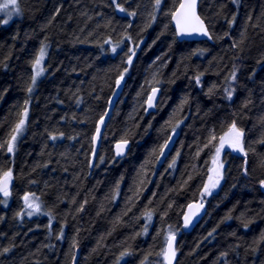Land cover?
<instances>
[{
	"label": "trees",
	"instance_id": "16d2710c",
	"mask_svg": "<svg viewBox=\"0 0 264 264\" xmlns=\"http://www.w3.org/2000/svg\"><path fill=\"white\" fill-rule=\"evenodd\" d=\"M180 1L117 0L122 12L112 0H17L20 16L8 25L0 17V176L12 177L7 206L0 200V264H165L170 233L175 264H264V0H201L211 42L177 40L171 13ZM41 47L45 72L33 84ZM152 88L161 92L147 115ZM233 122L247 155L222 156L223 182L205 201L214 153L205 145ZM173 131L170 168L172 152L162 165L158 157ZM117 141L130 142L120 160ZM25 195L41 212L26 216ZM198 199L206 215L182 233L184 210Z\"/></svg>",
	"mask_w": 264,
	"mask_h": 264
},
{
	"label": "snow or ice",
	"instance_id": "6c2138e0",
	"mask_svg": "<svg viewBox=\"0 0 264 264\" xmlns=\"http://www.w3.org/2000/svg\"><path fill=\"white\" fill-rule=\"evenodd\" d=\"M114 4H116L117 8H119L120 11H125L124 8L120 7V5L117 3V0H112ZM161 4V0H155V7L159 8ZM9 6H11L12 11L19 13V9L17 7V0H4L3 3H0V11L9 9ZM12 11H9L7 14L9 18H11ZM130 15H135V13H130ZM172 19L176 22V29H177V35L183 36V35H191L192 33L201 34L204 36H207L209 39H212L213 37L209 34L207 27L205 26L204 21L201 19V17L197 14V0H181L179 7L171 13ZM152 19H155V16L153 15ZM3 23H7V20H4ZM227 35V34H226ZM115 47H113V51L115 52ZM130 52L134 53L133 49H129ZM44 58V48L41 47L40 53L37 56L34 64V75L32 77V83L35 84L36 77L40 75V73L43 71V69L40 67L41 61ZM128 62L131 63V56L128 58ZM235 71L232 73V79H235ZM123 78V74H121V78ZM120 79L116 81L117 86L120 84ZM197 82H199V77H197ZM28 91H32V86L30 85L28 88ZM156 89H153V95L149 96L148 98V106L152 107V101L155 96ZM229 98H231L232 93H228ZM28 114V108H27V102H25V107L21 113V119L19 122L15 125L13 129V134L11 135V139L7 142V150L8 152H12L14 150V144L17 139V135L22 132L23 127L25 125V120ZM100 123H103V117H101ZM100 131L99 125L97 126V134ZM52 139H55L56 137H51ZM97 139V136H93V141ZM217 137L215 135H211L208 143L205 145V147H213L214 148V154L212 156V165L213 167L208 169L209 175L207 182L203 186V190L201 195H209L212 191V189H215L222 179V169L223 164L221 163L220 157L222 151L227 147L231 148L234 151H239L241 153H244L246 156L247 153L245 152V149L243 147V131L237 127L236 123L233 122L229 128L228 131L225 132L223 135L219 137L218 144H213V141H215ZM126 143V141H125ZM167 146V142L165 145L161 147V155H163V150ZM120 147V146H118ZM203 151V149H201ZM199 155V152L197 153ZM175 164V159L173 160L172 164L169 165V167H173ZM11 170L4 172L2 176H0V194H2L5 198H7L10 195L9 192V182L11 180ZM261 187H264V180L260 181ZM38 198L35 196H29L25 195L24 202L25 207L28 209H32V212H28V215H32L33 212H38L40 210V205L38 203H35V201ZM203 207V204H189L188 209L189 212L184 217V223L185 227L188 226V224L191 222L192 218L199 212L200 208ZM145 215L148 217V219H151V213L147 212ZM247 226V225H245ZM147 229H145V232ZM211 235V233H210ZM174 241H175V235L169 234L168 236V243L167 247L159 254L163 255L164 260L166 261V264H172V261L176 255V249L174 247ZM75 247V244L73 245ZM5 252L8 251V249H4ZM121 255H124L122 253Z\"/></svg>",
	"mask_w": 264,
	"mask_h": 264
},
{
	"label": "water",
	"instance_id": "95a60500",
	"mask_svg": "<svg viewBox=\"0 0 264 264\" xmlns=\"http://www.w3.org/2000/svg\"><path fill=\"white\" fill-rule=\"evenodd\" d=\"M200 2H201V0H197V14L198 15H199ZM171 25L174 28L175 34H176V36H177L179 41L190 42V41H209L210 40L207 36H204V35H201V34H196V33H192L191 35H183V36L177 35L176 22L172 19V16H171ZM123 86H124V80L120 79L119 86H117V83H116V86L114 88V92H113L111 98L109 99L108 109H107V111H106V113H105V115L103 117V123L101 124L100 121H99L98 124H97V126L99 125V127H100V131L97 134V127H96V131H95L93 136H97V139L95 141H93V138H92L91 161L94 160V158H95V156H96V154H97V152L99 150L100 143H101V140H102V136H103L104 131H105L106 123L108 121V117H109L110 112L112 111L113 107L115 106L116 101L118 100V98L120 97V95L122 93ZM151 95H153V91L151 92L150 96ZM148 98L146 100V105H145L147 114L150 113V112H154L155 111L156 104H157V102L159 100V91L156 90V92H155V96H154V99L152 101V104H153L152 107L148 106ZM177 136H178L177 132H175V131L171 132L170 138L167 141V146L163 150V155L160 154L162 159H166V157L172 151ZM118 146H120V147H118ZM129 149H130V142L126 141V143H125V141H118V142H115L113 144V146H112V154L117 160L118 159H122L123 157H125L127 155V153L129 152ZM232 151H234V150H232ZM237 153L238 154H242L239 151H237ZM10 185H11V180L9 182V188H10ZM200 203L203 204V207L200 208L199 212L192 218L191 222L188 224L187 227H185L184 217L189 212V209H188V206L185 208V211H184L183 216H182V230H183V233H190L202 221V219L206 215V212H207L206 203H203L201 200L198 199L195 202H192L190 204H200ZM167 243H168V241H167ZM167 243H166L165 248L167 247ZM174 247H176V237H175V241H174ZM176 258H177V256L175 255V257H174V259L172 261V264H175ZM164 262L166 264L165 260H164Z\"/></svg>",
	"mask_w": 264,
	"mask_h": 264
},
{
	"label": "rangeland",
	"instance_id": "374dc122",
	"mask_svg": "<svg viewBox=\"0 0 264 264\" xmlns=\"http://www.w3.org/2000/svg\"><path fill=\"white\" fill-rule=\"evenodd\" d=\"M3 2H4V0H0V3H3ZM17 7H18V5H17ZM18 9H19V8H18ZM9 11H12L11 6H9V9H6V10H2V11H0L1 22H2V24H4V25H8L9 23H11V21H13L14 19H16V18H18V17L20 16V11H19L18 14H17L16 12L12 11L11 18H9V16H8V14H7ZM4 20H7L8 22H7V23H3ZM39 53H40V52H39ZM39 53H38V55H39ZM38 55H37V56H38ZM45 58H46V50L44 49V58H43V60L41 61V64H40V67L43 69V71L40 73V75H38V76L36 77V81H38V80L44 75V72H45V69H44ZM34 74H35V73H34V69H33V75H34ZM36 81H35V82H36ZM227 131H228V130H227ZM227 131H226V132H227ZM21 133H22V132H21ZM21 133H20V134H21ZM218 142H219V139L217 140V144H218ZM226 152H229V153H232V154H238L237 151H232L231 148H227V147L222 151V153H221V157H220L221 163L223 164V169H222V179L220 180L219 185H218L215 189H212V191H211V193H210L209 195L201 196V198H202L203 200H205V201H206V199H207L210 195L216 193V192L219 190V188H220V186H221V184H222V182H223L225 163H224V161H223V157H222V156H223ZM213 154H214V153H213ZM213 154H212V156H213ZM212 156H211V158H210V166H208V169L211 168V167H213V165H212ZM174 159H175V164H176V161H177V155H176L175 153L172 152V154H171V155L168 157V159H167L166 166L169 167V165L172 164V162H173ZM175 164H174V166H175ZM8 199H9V196H8L7 198H5V197L1 194V199H0V200L3 202V205H4V206H7V201H8ZM35 203H38V201L36 200ZM38 204H39V203H38ZM23 205H24V210H25L26 216H28V217H32V216H34V215L37 214L36 212H33L32 215H30V216L28 215V212H32V209H28V208L25 207L24 199H23ZM38 212H41V209H40Z\"/></svg>",
	"mask_w": 264,
	"mask_h": 264
},
{
	"label": "bare ground",
	"instance_id": "6f19581e",
	"mask_svg": "<svg viewBox=\"0 0 264 264\" xmlns=\"http://www.w3.org/2000/svg\"><path fill=\"white\" fill-rule=\"evenodd\" d=\"M180 4V3H179ZM179 6V5H178ZM205 23V22H204ZM206 25V24H205ZM207 27V26H206ZM175 31V30H174ZM209 32V31H208ZM176 35V34H175ZM176 38H177V36H176ZM177 40H178V38H177ZM179 41V40H178ZM212 41V39H210L208 42H211ZM180 42H182V41H180ZM190 42H193V41H190ZM153 89H156V90H158L159 91V96H160V89L159 88H152L150 91H149V94H148V96H146L147 98L150 96V94H151V92L153 91ZM111 98V97H110ZM147 98H146V100H147ZM117 102V101H116ZM116 104V103H115ZM144 105H146V101H145V104ZM157 105V104H156ZM107 109H108V106H107ZM107 109H106V111H107ZM113 109H114V107H113ZM113 109H112V111H113ZM112 111L110 112V114L112 113ZM106 113V112H105ZM145 113H146V106H145ZM150 113H153V112H150ZM147 114V113H146ZM149 114V113H148ZM147 114V115H148ZM105 115V114H104ZM110 116V115H109ZM104 117V116H103ZM109 118V117H108ZM101 120V119H100ZM99 120V121H100ZM175 132H177L178 133V136H179V132L178 131H175ZM171 135V134H170ZM170 135L168 136V140H169V138H170ZM178 136H177V138H178ZM177 138H176V140H177ZM168 140H166V142L168 141ZM176 140H175V143H176ZM118 142V141H117ZM127 142H129V141H127ZM165 142V141H164ZM165 142V143H166ZM175 143H174V145H175ZM165 145V144H164ZM163 146V145H162ZM172 152V151H171ZM170 152V153H171ZM170 153H169V155H170ZM160 154H161V151H160ZM160 154H159V157H158V164L159 165H162L164 162H165V160L167 159V157L169 156H167L166 157V159H162L161 158V156H160ZM126 157V156H125ZM125 157H123V158H125ZM115 158V157H114ZM122 158V159H123ZM116 159V158H115ZM118 160H120V159H118ZM94 161V160H93ZM199 200H201L203 203H205L202 199H199ZM195 202V201H194ZM188 206V205H187ZM186 206V207H187ZM185 211V210H184ZM183 216V215H182ZM181 231H182V233H183V230H182V218H181ZM176 237V236H175ZM176 242H177V237H176ZM167 243V242H166ZM165 246H166V244H165ZM164 249H165V247H164ZM176 256H177V253H176ZM177 259V258H176ZM163 260H164V257H163ZM165 263V262H164Z\"/></svg>",
	"mask_w": 264,
	"mask_h": 264
},
{
	"label": "flooded vegetation",
	"instance_id": "af4514ba",
	"mask_svg": "<svg viewBox=\"0 0 264 264\" xmlns=\"http://www.w3.org/2000/svg\"><path fill=\"white\" fill-rule=\"evenodd\" d=\"M231 150H233V149H231Z\"/></svg>",
	"mask_w": 264,
	"mask_h": 264
},
{
	"label": "clouds",
	"instance_id": "9594fccd",
	"mask_svg": "<svg viewBox=\"0 0 264 264\" xmlns=\"http://www.w3.org/2000/svg\"><path fill=\"white\" fill-rule=\"evenodd\" d=\"M8 22V21H7Z\"/></svg>",
	"mask_w": 264,
	"mask_h": 264
}]
</instances>
